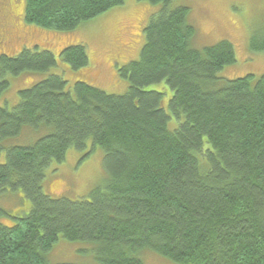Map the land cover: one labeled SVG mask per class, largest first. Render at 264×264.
<instances>
[{
    "label": "trees",
    "instance_id": "1",
    "mask_svg": "<svg viewBox=\"0 0 264 264\" xmlns=\"http://www.w3.org/2000/svg\"><path fill=\"white\" fill-rule=\"evenodd\" d=\"M125 1L26 0L25 22L73 31ZM138 1L161 7L140 59L118 69L130 83L126 94L82 81L72 94L52 74L21 90L13 110L0 107V194L20 191L30 208L13 226L1 222L11 217L0 208V264H49L60 237L95 244L99 264H144L138 255L148 251L176 264H264V77L219 78L236 63L230 42L197 50L187 8ZM251 48L264 53V36L253 37ZM60 58L72 71L89 64L83 45ZM58 64L37 47L1 54L0 99L9 77ZM163 82L172 93L168 108L184 117L175 130L165 93L149 88ZM89 140L105 153V187L77 201L46 196V169Z\"/></svg>",
    "mask_w": 264,
    "mask_h": 264
},
{
    "label": "rangeland",
    "instance_id": "2",
    "mask_svg": "<svg viewBox=\"0 0 264 264\" xmlns=\"http://www.w3.org/2000/svg\"><path fill=\"white\" fill-rule=\"evenodd\" d=\"M161 5L146 1L126 0L123 5L88 21L73 31L58 32L42 29L25 22L26 0H0V55L17 56L24 49L52 52L58 66L48 72H25L9 77L10 87L0 99V107L11 111L19 103V92L29 89L52 74L62 75L73 94L76 82H86L110 95H124L130 83L119 76L118 69L140 59L146 43L145 29ZM189 10L188 21L196 34L191 41L193 48L203 50L222 41L230 42L236 54V63L224 68L218 77L235 80L248 75L256 80L264 77V53L251 48L252 38L264 36V0H172L170 10ZM83 45L87 49L89 64L72 71L60 58L70 46ZM164 92L166 111L171 115L169 129L175 130L184 121L177 119L168 108L171 92L160 83L149 87ZM20 139L5 144H20ZM104 151L92 140L84 151L70 149L62 163L52 162L45 171L43 192L52 199L65 198L77 201L89 196L96 188H103L108 179L104 167ZM6 162V152L0 154V164ZM22 192L0 194V208L11 218H3L7 226L15 224L14 217L28 214ZM93 243L71 242L64 237L46 254L49 264H99ZM144 264H176L152 252L140 253Z\"/></svg>",
    "mask_w": 264,
    "mask_h": 264
},
{
    "label": "flooded vegetation",
    "instance_id": "3",
    "mask_svg": "<svg viewBox=\"0 0 264 264\" xmlns=\"http://www.w3.org/2000/svg\"><path fill=\"white\" fill-rule=\"evenodd\" d=\"M2 42L0 41V44H1Z\"/></svg>",
    "mask_w": 264,
    "mask_h": 264
},
{
    "label": "bare ground",
    "instance_id": "4",
    "mask_svg": "<svg viewBox=\"0 0 264 264\" xmlns=\"http://www.w3.org/2000/svg\"><path fill=\"white\" fill-rule=\"evenodd\" d=\"M203 250V249H202ZM198 255V254H197Z\"/></svg>",
    "mask_w": 264,
    "mask_h": 264
}]
</instances>
